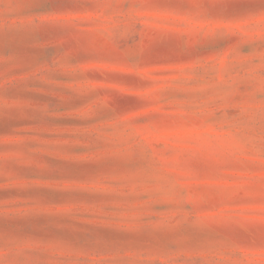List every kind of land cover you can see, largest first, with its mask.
Masks as SVG:
<instances>
[{"label":"rangeland","instance_id":"obj_1","mask_svg":"<svg viewBox=\"0 0 264 264\" xmlns=\"http://www.w3.org/2000/svg\"><path fill=\"white\" fill-rule=\"evenodd\" d=\"M0 264H264V0H0Z\"/></svg>","mask_w":264,"mask_h":264}]
</instances>
